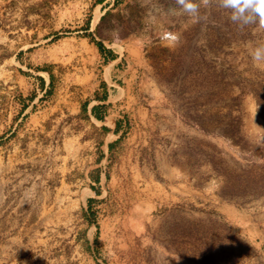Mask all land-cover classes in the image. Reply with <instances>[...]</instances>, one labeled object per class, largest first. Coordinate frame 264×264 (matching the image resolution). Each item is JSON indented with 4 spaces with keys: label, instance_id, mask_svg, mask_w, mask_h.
Segmentation results:
<instances>
[{
    "label": "rangeland",
    "instance_id": "obj_1",
    "mask_svg": "<svg viewBox=\"0 0 264 264\" xmlns=\"http://www.w3.org/2000/svg\"><path fill=\"white\" fill-rule=\"evenodd\" d=\"M174 9L0 0V264H264V66L247 44L264 29L221 0L198 23ZM95 41L127 84L108 137L74 113L104 93Z\"/></svg>",
    "mask_w": 264,
    "mask_h": 264
},
{
    "label": "crops",
    "instance_id": "obj_2",
    "mask_svg": "<svg viewBox=\"0 0 264 264\" xmlns=\"http://www.w3.org/2000/svg\"><path fill=\"white\" fill-rule=\"evenodd\" d=\"M88 46H90L91 53L94 58L98 57L99 59L102 58L104 60L103 54L100 53L96 44H90ZM120 59L121 57L117 56L112 60L108 59V61H106L107 66L106 69L104 70L103 82H102V86L104 87L103 96L101 97L98 96V98H94L93 101L88 100V101H82L80 103L78 102V106L76 107L74 112L76 115H78L79 118L84 116L89 118L91 122L100 123L102 129H105L107 131L106 132L107 137L111 133L118 134L120 132V126H119V124H121L120 119L122 118L123 116L122 114L124 113L123 110H121L120 107L116 106L113 102L114 99L119 100V96H120L119 93L123 91V88L125 89L127 86V84L122 85L123 86L122 88L117 84V82L113 80V77L115 76V74L113 73L115 72L120 73V70L117 67L120 62ZM111 61H113V64H111ZM41 68H46L50 73H48V71L46 70L39 69L38 70L39 76L37 77L38 79L37 85L42 92L47 93V89L52 87L54 84V79L56 74L52 69V63L51 64L46 63ZM96 93L99 94L98 91ZM35 97L36 96H34L33 99H31L32 102L35 100ZM96 113L99 115V117L95 115ZM112 139L106 138L104 145L108 146L110 143L112 145L113 144ZM102 176L103 175H101V177Z\"/></svg>",
    "mask_w": 264,
    "mask_h": 264
},
{
    "label": "clouds",
    "instance_id": "obj_3",
    "mask_svg": "<svg viewBox=\"0 0 264 264\" xmlns=\"http://www.w3.org/2000/svg\"><path fill=\"white\" fill-rule=\"evenodd\" d=\"M213 0H174L175 13L187 15L193 23L203 19L201 8L207 9ZM221 6L232 12L230 19L235 22L243 20L245 23L258 21L260 29H264V0H221ZM249 15L246 16L245 14ZM249 55L257 66H264V47H252V42H247Z\"/></svg>",
    "mask_w": 264,
    "mask_h": 264
},
{
    "label": "trees",
    "instance_id": "obj_4",
    "mask_svg": "<svg viewBox=\"0 0 264 264\" xmlns=\"http://www.w3.org/2000/svg\"><path fill=\"white\" fill-rule=\"evenodd\" d=\"M95 43H96V45H97V47H98L100 53H102L104 56H106V59H105V60L113 59V58L116 57V54H114L110 49L106 48V47L103 45L102 42H100V41H95ZM40 70H46V71H48L46 68H40ZM48 73H50V72L48 71ZM50 76H51V74H50ZM94 112H95V111H94ZM95 115L99 117V115H98L97 113H96Z\"/></svg>",
    "mask_w": 264,
    "mask_h": 264
},
{
    "label": "built area",
    "instance_id": "obj_5",
    "mask_svg": "<svg viewBox=\"0 0 264 264\" xmlns=\"http://www.w3.org/2000/svg\"><path fill=\"white\" fill-rule=\"evenodd\" d=\"M171 37V34L170 33H166L162 36V38H170Z\"/></svg>",
    "mask_w": 264,
    "mask_h": 264
}]
</instances>
